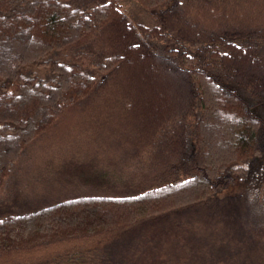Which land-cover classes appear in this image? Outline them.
<instances>
[{"label": "trees", "instance_id": "1", "mask_svg": "<svg viewBox=\"0 0 264 264\" xmlns=\"http://www.w3.org/2000/svg\"><path fill=\"white\" fill-rule=\"evenodd\" d=\"M135 1L0 0V187L76 118L0 264H264V0Z\"/></svg>", "mask_w": 264, "mask_h": 264}, {"label": "rangeland", "instance_id": "2", "mask_svg": "<svg viewBox=\"0 0 264 264\" xmlns=\"http://www.w3.org/2000/svg\"><path fill=\"white\" fill-rule=\"evenodd\" d=\"M119 1L121 7L125 10V12L135 21L148 26H151L153 24L154 19L151 14L148 13L147 9L139 5L137 1ZM61 119L62 118L60 117L57 118L53 123L50 124L51 126H49L47 130L41 133V139L44 142H48L47 144H44V146H47L53 141H55L56 144H58V142L60 141L66 143L67 136L73 131L71 130V125L74 124L73 122H75L76 118H63L62 121ZM68 123L70 124L64 131L62 126ZM61 135L64 137L62 138ZM59 137H61V139ZM51 139L53 140L51 141ZM63 139H65V141H63ZM41 141L32 146L33 150H29L31 152L27 151L28 153H25L20 157L19 161L17 162V168L19 170H17L16 174L12 178H10L4 186L0 187V209L7 207V209L10 210L20 211L21 209H23L22 206L19 207L20 204L23 203L24 205H27V201L21 202L23 199L30 200L33 196H35V198L37 197L42 199L40 203H45L53 200L58 195V193H60L61 184L57 182L56 184H53V180L48 181L47 179H45V177H54L52 168H54L57 161L54 157L47 155L52 154L51 151L43 148V146H37L41 143ZM6 143H8V141ZM56 144L54 143L53 146H56ZM49 166L52 167L51 170L44 174L43 169H48ZM71 185L69 184L68 188L71 189ZM51 192L53 193L50 194ZM47 195L49 196V198L46 197ZM9 206L12 208H9ZM169 261L170 257L164 256L162 259V264H169Z\"/></svg>", "mask_w": 264, "mask_h": 264}]
</instances>
